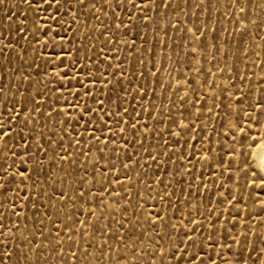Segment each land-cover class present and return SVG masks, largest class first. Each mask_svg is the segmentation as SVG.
I'll use <instances>...</instances> for the list:
<instances>
[{
    "label": "rangeland",
    "instance_id": "rangeland-1",
    "mask_svg": "<svg viewBox=\"0 0 264 264\" xmlns=\"http://www.w3.org/2000/svg\"><path fill=\"white\" fill-rule=\"evenodd\" d=\"M168 2L170 6L167 8L157 7L161 0H156V4L144 12L125 5L115 11V16L113 9L105 8L108 14L97 13L100 20L90 19L88 26L84 25L85 17L81 16L77 35L90 37V40H84L83 43L95 45L88 54H95L94 60L103 57L105 52L112 57V68L109 69V73L116 72V76L109 75V79L113 82L120 76L118 69L124 70L121 83L127 91L121 94L125 98L120 104L122 108L128 109L129 115L123 116V119L128 120L132 117L137 120L136 131L143 141V147L139 142L133 143L131 128L124 133V137L129 141L126 149L119 138L115 142L119 153V158L115 160L117 168L123 163H129L130 167L127 170L120 168L119 173L112 170L108 180L113 182L111 186L117 191L128 189L131 206H128L127 213L124 212L126 199L107 194L103 196V201L100 199L98 192L100 184L104 183V186L108 187L107 181H104L101 175V166L106 161H100L95 169L93 168V161L97 157L95 147L88 153L87 158L79 155L80 151H87L88 133L84 134L85 142L78 146L73 145L69 149L72 153L69 159H74L75 163L61 162L50 150L46 157L42 156L44 172L39 178L33 174L32 178L23 184L19 180L15 181L6 193L0 190V220L9 229H14L17 223L20 226L16 232L15 244H21L23 237L33 239L30 233H35L37 242L42 243L38 251L28 253L33 261L39 259L40 264L66 262L125 264V261L127 264H152L154 260L155 264H177L173 252L180 256L178 249L188 246V254L201 253L204 264H209V257L216 264H225V261H234L238 252L229 237L242 231L249 233L244 243L248 248L254 249L251 257L257 258L264 238V210L258 203L254 204L252 199L247 201L246 209L243 202L237 206L227 203L229 195L244 196L245 191L243 189L237 191L235 182L227 181L229 170L222 169L219 161L223 158L227 163L230 157L243 159L239 156L240 133L236 132L234 141L233 133L229 131V121L238 120L240 126L249 134V139L256 138L259 141L260 138H264V115L254 109L257 100L264 103V10L260 7L261 0H254V3L248 4L246 18L238 11V7L243 5L245 0H240L239 5H233V0H168ZM100 3L101 0H97V4ZM26 10L27 6L22 0H5L0 4V32L4 33L3 37H0L3 41L0 48L9 41L13 44L19 42L14 51L5 49L0 53V86L10 87V91L0 94V102L5 96L11 98L16 93V85L21 84L16 76L21 72L36 79H46L43 76L45 66L42 60H36V63L41 65L40 76L36 75L35 65L29 68L34 55L27 41L21 38L23 34L18 35L16 32ZM129 11L132 22L137 27L129 28L127 35H124L123 27L114 31L115 24L119 22L116 17L123 20L125 25L128 24ZM145 14L152 18L147 28L143 27L139 19ZM8 15L13 16L11 22L6 19ZM30 20L31 15L27 27L29 39H32ZM241 20L242 23L239 22ZM105 25L108 27L107 32L104 29ZM165 25L176 27H167L165 35ZM93 26L95 31L91 30ZM196 27L203 33L201 39L207 45V50L199 51L193 58L191 49L193 47L200 49L201 45L200 39L193 38ZM75 31L74 25L73 32ZM102 32L104 35H101ZM71 35L72 33H69V37ZM113 36L118 43H103L105 40H111ZM73 43L80 46L77 40ZM20 45L28 48L27 54L23 53ZM102 46L104 52L99 51ZM17 53L24 55L27 63L21 61ZM33 83L34 88L30 90L42 88V85ZM26 84L27 82H24L21 87ZM52 86L49 85V88ZM96 87L98 90L100 85L97 84ZM108 91L105 89V92ZM64 95L69 101L72 100L67 92H64ZM55 100L56 97L50 94L49 103L53 109L57 106ZM60 105L63 106L62 100ZM108 110L116 111V104L108 106ZM76 113L77 110L73 109L71 115L74 116ZM258 115L260 123L256 122ZM23 118L22 115L21 119ZM114 120L115 117L112 122L113 130L117 131L119 137ZM172 120L177 122L183 120L185 124H190L191 128L183 131L179 137L169 135V132L175 134L179 131ZM41 122H44L43 119ZM145 123L148 125L147 130L144 128ZM48 125L55 133L53 139L58 140L61 135L59 127H53L51 120L48 121ZM49 129H45V132L51 134ZM76 130L82 132L83 128L78 127ZM74 136L76 140L80 139L78 135ZM68 139L64 142L65 147ZM165 141L168 142L167 149L164 147ZM259 146L260 144H257L252 149L254 155L259 153L256 149ZM53 148L59 151L55 145ZM112 148L113 145L109 144L105 150L106 158L112 155L115 159L116 153L111 152ZM232 148L235 152L229 153ZM30 151H34V147ZM165 151L168 155H160ZM148 152L157 156L156 163L149 158ZM2 155L0 153V156ZM126 155H131L132 161L126 160ZM206 156L208 159L204 158ZM13 159H16L14 168L21 167L19 158H14L9 153L8 162L11 163ZM145 165L147 167H144ZM125 171L128 178H125ZM232 171L234 173V169ZM94 172L95 184L92 183ZM116 175H119L122 184L115 180ZM81 178H85L82 188ZM161 179L163 184L159 182ZM221 184L224 185L223 188ZM79 190H91L95 193V199L92 195L85 197L84 200L78 199ZM61 191L65 193L63 201L59 196ZM26 196L31 198L26 199ZM162 196L166 198L161 200ZM261 199H264V196ZM85 200L88 202L85 203ZM13 202L19 213V221L12 215ZM33 203L37 205L36 208L32 207ZM140 205H143V208H139ZM149 209L160 212L164 217L163 225L157 222L153 228L146 223L144 215ZM46 210L52 213L50 218L43 215ZM89 211H94L95 215L88 216ZM66 216H71L72 220H66ZM136 217H139V223H136ZM77 219L87 220V224H76L74 221ZM40 221H43L42 230L46 236L51 231L49 240L55 237L56 230L59 229L61 239L64 241L63 255L59 254V249L53 253L48 247V240L40 236ZM129 221L132 223L129 224ZM64 223L77 230L76 235L72 236L75 243L67 240L72 233L63 227ZM122 224L125 227H121ZM132 225L134 229L130 233L129 228ZM171 225H177V228L173 230ZM101 228L103 232L99 231ZM193 228L196 229L195 232L191 231ZM185 232L194 238L198 247L179 243L178 238H184ZM69 243H72L71 250L68 247ZM9 244L13 245V241L9 240ZM229 244L232 245L231 251L226 246ZM22 247L27 253L29 247L27 241H23ZM133 248L136 249L135 253ZM0 251H3L2 245ZM72 251L76 253L75 261L71 256ZM244 253L246 256L249 255L247 249ZM188 254H185L179 264H185Z\"/></svg>",
    "mask_w": 264,
    "mask_h": 264
},
{
    "label": "snow or ice",
    "instance_id": "snow-or-ice-1",
    "mask_svg": "<svg viewBox=\"0 0 264 264\" xmlns=\"http://www.w3.org/2000/svg\"><path fill=\"white\" fill-rule=\"evenodd\" d=\"M4 2L5 0H0V4ZM22 2L27 6V10L23 14V19L19 21V27H17L16 32L18 35L23 34L21 38L27 41L34 55V59L29 65V68L35 65L36 75L37 77L40 76L41 65L37 64L36 60H42L45 66L43 76L46 79H36V77H32L30 74L21 72L16 76V79L21 82L20 85H16V93L13 94L11 98L5 96V99L0 102V153L3 154L0 156V190H4L6 193L7 189L15 183V181L19 180L20 183L23 184L25 181L30 180L33 174H36L37 178H39L41 173L44 172V159L42 156L46 157L50 150L53 151L54 157H59L61 162L67 161L69 164L75 163L74 159H69V157L72 156L69 149H71L73 145L78 146L81 142H85L84 134L88 133L86 142L87 151H80L79 155L87 158L88 153L92 152L93 147H95L97 157L96 160L93 161V168L95 169L96 164L100 161H106V163L101 166V175L103 180L107 181L108 187H105L104 183L100 184V188L98 189L100 199L103 201V196L105 194L119 197L120 199H126L127 205L124 208V212L127 213L128 206H131V197L129 196L128 189L117 191L115 187L111 186L113 182L108 180V176L112 175V170L119 173L120 168L127 170L130 167L129 163H123L120 165V168H117L115 162V160L119 158V153L117 152L115 144L116 140L118 138L122 140L125 149L129 145L128 139L124 137L125 131L131 128L133 143L139 142L140 146L143 147V141L136 131L138 127L137 120H134L132 117H129L128 120L123 119V116L129 115L128 109L122 108L120 104V101L125 98L121 94L127 91L121 83L124 77V70L123 68H119V78H116L114 82L110 80L109 75L116 76V72L109 73V69L112 68V57L105 52L103 57L94 60L95 54L89 55L88 53L95 45L83 43L84 40H90V37L77 35V33H79L80 18L82 15L85 17L83 21L84 25L88 26L90 19L100 20L97 13L104 12L105 15L108 14L105 8L113 9L114 16L115 11L125 5H130L132 9H139L141 12H144L152 5H155L156 0H139V2H137V0H101L99 5L97 4V0H22ZM249 3H254V0H245L244 4L238 7L239 13H241L244 18L247 17V6ZM239 4L240 0H233V5ZM161 6L167 8L170 6V3L168 0H161V3L157 5V7ZM260 7L264 10V0H261ZM17 15H19V13H17ZM30 15V23L32 25L30 34L32 39H29V29L27 27ZM6 19L11 22L13 16L8 15ZM116 19L119 22L115 24L114 31H118L123 27L125 29L124 35L128 34L129 28L137 27V25L132 22L130 11L127 17V25H125L124 21L120 20L119 17H116ZM139 19L142 21L143 27L147 28L148 22L152 18L145 14ZM239 22L242 23L243 21L241 20ZM74 25L76 26L75 32H73ZM169 26L173 28L176 27V25H165V35H167V27ZM10 27L11 23H9V28ZM245 27H247V25H245ZM104 29L105 32L108 31L107 25L104 26ZM91 30L95 31V26H93ZM69 33H72L71 37H69ZM3 35L4 33L0 32V37H3ZM101 35H104V32H102ZM202 35L201 29L196 27L193 38L200 39L201 45L200 49L195 47L191 49L193 58L196 57L199 51L207 50V45L201 39ZM74 40L80 42L79 47L73 43ZM2 42L3 41L0 40V43ZM118 42L119 41L113 36L111 40H105L103 43L111 44ZM132 43L133 45L135 44L134 38ZM16 44H19V42H16ZM16 44L9 41L7 44H4L3 48H0V53H3L5 49L14 51ZM125 45L127 46V41H125ZM20 47L24 54L28 53V48L23 45H20ZM82 49L83 55H81ZM99 51L104 52L103 46ZM217 51H219V49H217ZM17 56L21 61L27 63V61L24 60V55L17 53ZM9 63H11V59H9ZM15 71L14 69L13 72ZM141 75H143V73H141ZM81 77H83V79ZM73 81H75V83H73ZM24 82H27V84L21 87L24 85ZM33 82L42 85V88L30 90L34 88ZM97 84L100 85L98 90L96 87ZM49 85L53 86L49 88ZM43 89H48V91L46 92ZM105 89L109 91L105 92ZM7 91H10V87L6 88L0 86V94H5ZM64 92H67L68 96L72 97L71 101L64 95ZM109 93L114 95V99L113 95H109ZM50 94L56 97L55 103L57 106L55 109H53L52 105L49 103ZM144 94L146 95L147 93L145 92ZM105 97L107 99H105ZM61 100L63 101V106L60 105ZM113 103L116 104V111L114 112L108 110V106ZM73 109L77 110L74 116L71 115ZM254 109L264 115V103L260 100L256 101ZM209 111H211V109H209ZM22 115L24 117L23 119H21ZM138 115L139 114H137V116ZM149 115H151V112H149ZM248 115L250 116V113ZM54 117L56 118L53 119ZM114 117V123L118 130L119 137L117 131L113 130L112 122ZM41 119H43V123ZM50 120L53 123V127H59L61 135L58 140L53 139L55 133L49 129L48 121ZM256 122L260 123L259 115L256 118ZM159 123H163V121H159ZM172 123L179 131L175 134L169 132V135L179 137L183 131L190 130L191 128V125L185 124L183 120L180 122L172 120ZM78 127H82L83 131L78 132L76 130ZM228 127L229 131L233 133L234 141L236 140V132L240 133L238 142L241 146V151L239 156L243 159L239 160L236 157H230L227 163H225L223 158H221L219 165L222 169L229 170L227 181H234L237 185V191L243 189L245 195H229L227 197V203L237 206L243 202L246 209L247 201L252 199L254 204L258 203L260 208L264 210V199H261V197L264 196V138H260L259 141H257L256 138L249 139V134L244 127L240 126L238 120L235 122L229 121ZM144 128L145 130L148 129L147 123L144 124ZM45 129H49V133L51 134L46 133ZM97 133L99 134L97 135ZM74 134L78 135L80 139L76 140ZM192 138L195 139V137ZM66 139H68L67 147H65L64 144ZM93 141L95 142L94 144L92 143ZM176 143H178V141H176ZM185 143H187V141H185ZM109 144L113 145L111 152L116 153L115 159L112 155H108L107 158L105 156V150L108 149ZM257 144H260V152L257 154L261 158L259 164L256 162L257 155H254L252 152V149L255 148ZM53 145H55L59 151H55ZM33 147L34 151H30ZM164 147L165 149L168 148L167 141H165ZM234 152V148L229 150V153ZM9 153L12 157L19 158L21 167L14 168L16 159H13L11 163L8 162ZM61 153H63V155H61ZM160 155H168V152L165 151L160 153ZM148 156L153 163H156V155L148 152ZM204 158L208 159L207 156ZM49 159L51 160V158ZM126 160L132 161V156L126 155ZM144 167H147V165ZM233 169L234 173L232 171ZM124 175L125 178H128L127 171H125ZM221 175H223V171ZM115 180L118 183H123V181H120L119 175H116ZM241 180L243 181L242 183ZM84 182L85 178H81V188ZM159 182L163 184L162 179ZM92 183H96L95 172L93 173ZM148 186L150 187V185ZM221 187L223 188L224 185L221 184ZM17 189H19V185H17ZM53 191H55V189H53ZM89 195H92L93 199H95V193L91 192V190H79L77 193L78 199L81 200H84V198ZM59 196L62 201L65 199V193L63 191L59 193ZM30 198V196H26V199ZM165 198L166 197L162 196L161 200ZM68 199H71V197H68ZM140 199H143V197H140ZM87 202L88 201L85 200V203ZM116 202L119 203L118 200ZM73 203H75V201H73ZM32 207L36 208L37 205L33 203ZM139 208H143V205H140ZM12 215H15L17 221H19V213L16 210L14 202L12 204ZM43 215L50 218L52 213L46 210ZM87 215L93 216L95 213L94 211H89ZM133 216H135V211L133 212ZM57 219H59V217H57ZM66 220H72V217L66 216ZM144 220L149 226L155 228L157 222L163 225L164 217L161 216L159 211L153 212L149 209L146 215H144ZM74 222L80 225L87 224V220L77 219ZM39 223L41 225L40 236L48 240V247L53 253L59 249V254L63 255L64 241L61 239L59 229L57 228L55 237L49 240L48 237L51 236V231H49L48 236H46L42 230L43 221ZM131 223L132 222L129 221V224ZM136 223H139V217H136ZM19 227V223H17L14 229H9L8 226L0 220V237H4V239H0V245L3 246V251H0V264H40L39 259L35 261L30 259L28 253L38 251L42 247V243L37 242L35 233H30L33 237L31 240H29L28 237H23L22 243L23 241H27L29 245L28 252L26 253L22 247V243L15 244L17 240L16 232L19 231ZM63 227L72 233V235L67 237V240L72 241V236L76 235L77 230L75 228H70L68 223H64ZM108 227L109 229L111 228L110 225ZM121 227H125V225L122 224ZM25 228H27V224H25ZM171 228L175 230L177 225H171ZM133 229L134 225L129 228V232L132 233ZM99 231L103 232V229L101 228ZM191 231L195 232L196 229L193 228ZM248 235V232L242 231L237 235L229 237L233 244L236 245L238 252L237 258L234 261H225V264H250V262L251 264H264V258H262L264 257V238H262L257 258L253 259L251 257V252L254 251V249L248 248V245L244 243ZM137 239H139V237H137ZM178 239L180 244L186 243V245H190L194 248L198 247L194 238L189 236L187 232L184 233V238ZM209 239L211 238L209 237ZM9 240L13 241V245L9 244ZM53 240L55 241L54 244ZM72 243H75V241H72ZM72 243L68 245L70 250L72 248ZM226 246L229 251H231L232 245L229 244ZM101 248H103V245H101ZM245 249L248 250V256L244 253ZM178 250L181 253L180 256H176L175 252H173V258L177 259V264H179L180 260L184 259L185 254H188V246H184ZM109 251H111L110 247ZM135 251L136 249L133 248V253H135ZM141 255H143V252H141ZM161 255H163L162 252ZM71 256L73 261H75L76 253L74 251L71 252ZM14 257L15 259H13ZM121 259L124 258L121 257ZM208 261L209 264H216L211 257L208 258ZM125 264H127L126 261ZM152 264H155L154 260ZM185 264H204V257L201 253L193 252L188 254V259Z\"/></svg>",
    "mask_w": 264,
    "mask_h": 264
},
{
    "label": "bare ground",
    "instance_id": "bare-ground-1",
    "mask_svg": "<svg viewBox=\"0 0 264 264\" xmlns=\"http://www.w3.org/2000/svg\"><path fill=\"white\" fill-rule=\"evenodd\" d=\"M258 152H260V146L258 148H256ZM257 153V152H256ZM261 162V158L259 157V155L257 156V163L259 164Z\"/></svg>",
    "mask_w": 264,
    "mask_h": 264
}]
</instances>
